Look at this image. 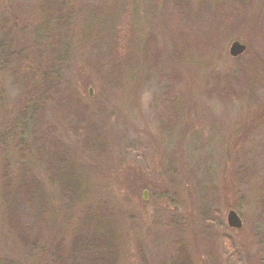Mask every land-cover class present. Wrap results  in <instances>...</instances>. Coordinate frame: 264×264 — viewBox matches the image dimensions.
I'll return each instance as SVG.
<instances>
[{
	"label": "rangeland",
	"instance_id": "obj_1",
	"mask_svg": "<svg viewBox=\"0 0 264 264\" xmlns=\"http://www.w3.org/2000/svg\"><path fill=\"white\" fill-rule=\"evenodd\" d=\"M88 216L113 264H264V0H0V264Z\"/></svg>",
	"mask_w": 264,
	"mask_h": 264
},
{
	"label": "trees",
	"instance_id": "obj_2",
	"mask_svg": "<svg viewBox=\"0 0 264 264\" xmlns=\"http://www.w3.org/2000/svg\"><path fill=\"white\" fill-rule=\"evenodd\" d=\"M239 11L235 9L226 10L224 9V18L225 21L223 23V26L225 25H232L233 22L237 21L239 19ZM173 20H169V23H173ZM222 23V22H221ZM221 27V25H220ZM151 48L148 49V54L153 55L154 53L152 51H149ZM155 49V48H154ZM246 92H250L252 90V83L250 80L246 81ZM24 191V189H22ZM18 192L19 194L15 197V207L17 208L18 214L20 217V222L23 223V230L18 232V235L20 236V239L27 242V236L25 233L27 232L26 228L28 226V221L25 219V214L28 215V206H32L35 204L39 205L38 198L32 197V194L30 195L29 192ZM36 196V195H35ZM33 203V204H31ZM91 216H88L85 221L83 222V231L80 235L75 236L72 241V249H71V255L72 257L68 258V262L70 261V264H113L115 252L113 249L114 240L111 235V230L109 223H104V220L100 221L99 223H96L94 225H90ZM25 222L27 223H24ZM181 264H188L187 257L182 260Z\"/></svg>",
	"mask_w": 264,
	"mask_h": 264
},
{
	"label": "water",
	"instance_id": "obj_3",
	"mask_svg": "<svg viewBox=\"0 0 264 264\" xmlns=\"http://www.w3.org/2000/svg\"><path fill=\"white\" fill-rule=\"evenodd\" d=\"M246 50V47L240 42H234L230 48V55L232 57H238L243 54ZM228 225L233 229H239L242 226L241 220L238 217L237 213L234 211H230L228 215Z\"/></svg>",
	"mask_w": 264,
	"mask_h": 264
}]
</instances>
